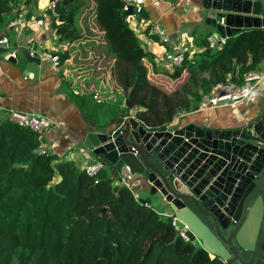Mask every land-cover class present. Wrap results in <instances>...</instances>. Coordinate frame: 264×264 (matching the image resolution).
I'll use <instances>...</instances> for the list:
<instances>
[{
	"label": "trees",
	"instance_id": "trees-1",
	"mask_svg": "<svg viewBox=\"0 0 264 264\" xmlns=\"http://www.w3.org/2000/svg\"><path fill=\"white\" fill-rule=\"evenodd\" d=\"M49 1L62 9L53 16L51 30L59 43L72 44L79 39L76 18L81 0ZM93 1L105 39L102 49L114 57L112 73L122 90L114 103L95 105H115L117 111L106 116L129 118L130 108L124 105L128 99L136 120L153 131L164 130L181 113L196 110L215 85L242 86L244 76L263 61L264 29L242 30L215 48L208 46L209 35L200 36L195 39L198 52L184 54L170 76L177 79L187 73V80L177 91L165 93L147 77L144 61L154 58L125 20L126 0ZM35 4L36 0H0V31L10 32V22L20 15L31 17ZM35 47L45 51L40 41ZM69 55L60 53L61 63ZM70 95L82 101L81 108L86 100L94 103L89 96ZM40 143L32 130L0 120V264H227L198 244L184 242L170 217L120 186L118 163L96 156L103 167L90 176L55 154L38 155Z\"/></svg>",
	"mask_w": 264,
	"mask_h": 264
},
{
	"label": "water",
	"instance_id": "water-1",
	"mask_svg": "<svg viewBox=\"0 0 264 264\" xmlns=\"http://www.w3.org/2000/svg\"><path fill=\"white\" fill-rule=\"evenodd\" d=\"M186 11L224 39L264 29V0H196ZM54 13H62L58 2ZM123 13L130 15L132 7ZM137 16L148 19L149 13L142 8ZM20 56L41 64L26 48ZM258 100L254 117L226 129L181 123L153 131L134 117L86 123L82 146L127 167L142 191L184 223L190 240L212 257L264 264V86ZM124 105L133 109L128 99Z\"/></svg>",
	"mask_w": 264,
	"mask_h": 264
},
{
	"label": "crops",
	"instance_id": "crops-1",
	"mask_svg": "<svg viewBox=\"0 0 264 264\" xmlns=\"http://www.w3.org/2000/svg\"><path fill=\"white\" fill-rule=\"evenodd\" d=\"M47 3V0H43ZM144 10L149 13L148 19H143L141 28L137 33L145 50L153 55V62L144 61L147 68V77L156 86L174 85L173 81L180 82L182 78L187 80V73L181 77L172 79L173 68L169 67L163 60L165 52L181 50L184 54L198 52L195 46V39L200 36L214 34L212 28L197 23V19L191 12L186 11L188 5H193L196 0H189L185 4L177 5L170 0H138ZM45 3V4H46ZM16 18L11 22L13 23ZM51 25V24H50ZM154 26L160 28L168 39L165 45L160 44L159 40L154 41L150 38V30ZM149 29V33H146ZM46 42L44 48H49L50 40L53 39L51 26L47 29ZM9 31L13 34L8 35L6 29L0 31V36L6 37L9 41L6 54H0V120L8 119V112L18 110L29 114H39L52 120L57 124L46 132L43 144L49 146L50 154H55L59 158L72 161L81 167L84 164L99 161L82 146V139L86 123L109 122L113 119H121L122 116H98L87 108H81L78 103L70 99L68 94L73 93L77 86L73 84L70 75L63 76V73L56 72L46 63L39 66L27 63L20 56V49L30 46L32 31L27 27L16 25ZM103 33V32H102ZM155 36V35H153ZM1 37V38H2ZM55 41V39H53ZM105 43V39L103 38ZM15 53L16 62H9L5 59L6 55ZM256 72L264 71V60L258 64ZM184 82H181L183 84ZM67 89V92L64 90ZM105 86H103L104 88ZM119 91V90H118ZM262 89H255L253 95L248 100L242 101L235 106H220L215 109L205 111H190L181 113L170 123L173 129L180 127L181 123H193L196 125H207L208 127L226 129L240 126L249 121L258 111L259 95ZM114 96L110 103H114L118 96L114 91ZM73 95H75L73 93ZM119 95H122L119 93ZM77 97L85 95H75ZM97 105V104H95ZM136 109L129 111L130 117H134ZM135 118V117H134ZM126 119V118H124ZM123 168L121 163H118ZM140 183L134 184L132 192L137 199H144L149 207L156 212L169 217L171 213L162 203H157L159 208L154 207L144 189L140 188ZM211 256V255H210Z\"/></svg>",
	"mask_w": 264,
	"mask_h": 264
},
{
	"label": "built area",
	"instance_id": "built-area-1",
	"mask_svg": "<svg viewBox=\"0 0 264 264\" xmlns=\"http://www.w3.org/2000/svg\"><path fill=\"white\" fill-rule=\"evenodd\" d=\"M175 2L177 5L185 4L189 0H170ZM56 2L48 1L45 4V13L41 16H31L27 19L24 18V15H20L17 20L9 25V27L20 25L27 27L32 31V38L30 40V46L26 49L29 50L31 55L37 54L41 63H46L49 68H52L56 72L63 73V76L68 77L69 71L63 68L64 63H61L60 53L62 51H67V44L52 42L49 48L45 47V51L39 52L36 50L35 44L36 42H49L46 40L45 36L48 32V28L51 24V20L53 16H57L55 11ZM132 7V13L128 16H125V20L128 23L129 27L135 32L138 33L141 28V24L143 19H140L139 24H137L138 14L142 10V6L138 0H126V5L124 7V11L127 10V7ZM51 13V14H50ZM139 21V20H138ZM223 19L220 20V24H223ZM151 34L158 37L160 44L165 45L168 43V39L163 34L162 30L157 26H154L150 30ZM225 39L222 38L217 32L214 34H210L207 38V43L209 48H215L217 46H221L224 43ZM9 45V41L6 37L0 38V49L4 48L7 50ZM72 45V44H71ZM70 45V46H71ZM13 58L17 59V55L15 53L9 54L5 56V59ZM69 59V58H68ZM66 61H70V60ZM164 62L171 68H178L181 66L184 60V53L181 50H175L171 52H165L163 55ZM264 60V56H263ZM71 78V75H70ZM77 84V85H76ZM103 84V82H102ZM77 89L73 90L75 95H85L89 96L92 101L97 105H102L108 103L112 100L114 96V91H107L105 85H101L102 88H95L92 86L91 88L86 89L85 86L81 83H76ZM103 86H105L103 88ZM264 86V71L256 72L252 71L247 73L244 76V84L242 86H236L233 83H219L213 87L209 95L203 96L200 103L197 106V111H205L210 109H215L220 106H235L236 104L248 100L253 95L255 89L260 88L263 89ZM116 92V91H115ZM117 94V93H116ZM119 94V93H118ZM226 102V103H223ZM8 120L21 126L28 128L35 132L39 138L41 139L40 147L37 150L38 155H47L50 153L49 146H45L43 144V139L45 137L46 132L51 130L55 124L54 121L46 118L45 116L39 114H29L24 113L18 110H11L8 112ZM102 164L100 161L92 162L88 164H84L81 169L90 176H95L99 170L102 169ZM120 186H124L129 190H133L134 184L137 183V179L132 175L127 167H123L119 173V179L117 182ZM162 215V214H161ZM164 216V215H162ZM167 217V216H165ZM171 225L175 231L179 234L181 239L186 243H191L196 245V242H192L187 235L188 227L178 220L176 217L170 215Z\"/></svg>",
	"mask_w": 264,
	"mask_h": 264
},
{
	"label": "rangeland",
	"instance_id": "rangeland-1",
	"mask_svg": "<svg viewBox=\"0 0 264 264\" xmlns=\"http://www.w3.org/2000/svg\"><path fill=\"white\" fill-rule=\"evenodd\" d=\"M49 0H47L48 2ZM46 3V2H45ZM45 3L43 0H36V4L31 7L32 16H41L45 13ZM82 8L76 18V30L78 34V40H75L72 45L68 42H61L67 44V51L69 52L70 61H65L63 68L69 71L71 75V80L73 84L75 82L81 83L85 86L86 89L94 86L95 88H102L101 85H105L107 91H117L122 94L121 88L117 85L113 77V65L114 57L107 56L102 47L104 46L103 33L99 29L95 17V3L93 0H81ZM28 9L26 8L23 13H26ZM139 24L140 21H136ZM51 26V25H50ZM53 39L50 41L59 43L55 32L52 31ZM9 36L13 34L8 32ZM50 42V45L52 44ZM43 43V42H42ZM44 44V43H43ZM71 45V46H70ZM62 51L61 53H64ZM43 63V62H42ZM181 77V76H180ZM186 81V80H185ZM103 82V84H102ZM174 85L168 86H158L165 93H172L177 91L182 86L181 82H184V78L180 82L173 81ZM185 83V82H184ZM153 84V83H152ZM77 85V84H76ZM64 90L67 92V89L64 87ZM119 90V91H118ZM70 98L76 101L78 104H81L82 101L74 98L69 94ZM87 104L83 105V108H87L90 112L95 111V113H103V116L106 117L105 112H116V106L110 104L106 107H96L95 104L90 103L89 100H86ZM150 202L154 207L159 208V205L150 199Z\"/></svg>",
	"mask_w": 264,
	"mask_h": 264
}]
</instances>
